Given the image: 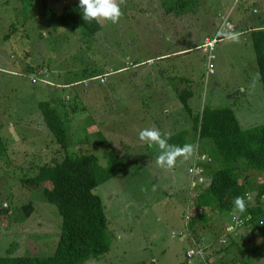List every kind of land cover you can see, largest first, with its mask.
<instances>
[{"label": "rangeland", "instance_id": "374dc122", "mask_svg": "<svg viewBox=\"0 0 264 264\" xmlns=\"http://www.w3.org/2000/svg\"><path fill=\"white\" fill-rule=\"evenodd\" d=\"M43 1L0 0V31L11 34L0 39V201L3 207L11 205L9 212L0 213V256L52 253L43 246L50 247L59 237L58 207L44 198L42 186L20 179L37 173L39 163L50 160L59 147L39 107L47 100L71 119L75 148L101 151V162L107 164L105 152L113 147L126 163L123 172L95 189L109 220L111 249L85 264H180L191 241L189 237L182 241L180 235L187 233V214L196 212L190 203L196 194L189 168L203 153L212 157L214 147L203 148L205 139L191 130L193 115L180 97L175 92L165 95L176 85L192 91L189 105L194 115L205 105L233 107L243 128L264 123V86L250 30L245 29L252 19L264 16V0H195L193 11L184 12L169 0H124L119 22L103 21L93 36L83 29L55 26L64 5L76 0H46L48 14L43 12ZM238 13L248 23L234 29L224 25L223 30L239 34L238 40H218L215 72L207 75V54L201 46L208 36L220 37L225 17L234 22ZM11 21L13 31L8 28ZM167 53L170 56L160 55ZM127 61L144 62L104 82L96 78ZM42 69L47 73L39 77ZM145 127L167 136L184 131L183 140L194 145V152L187 159L178 157L170 169L158 167L155 158L160 149L138 138ZM101 136L107 143H97ZM250 173L254 181L264 179L254 170ZM30 201L34 211L18 218ZM207 220L214 223V233L200 224L198 235L202 241V231L209 232V247H220L214 239L221 240L225 227H230L229 216ZM252 242L247 253L254 248ZM237 254L233 251L217 261H229ZM255 255L253 263L264 264V250Z\"/></svg>", "mask_w": 264, "mask_h": 264}, {"label": "trees", "instance_id": "16d2710c", "mask_svg": "<svg viewBox=\"0 0 264 264\" xmlns=\"http://www.w3.org/2000/svg\"><path fill=\"white\" fill-rule=\"evenodd\" d=\"M169 2L175 3V6L184 12L187 8L188 11H193L194 6L191 5L194 2L196 4L197 1L169 0ZM43 3V12L48 14L50 7L46 0ZM78 5L79 0L66 3L57 16L59 23L55 22V26L60 28L62 26L69 31L83 29L86 35H95L102 29L103 21H84ZM10 30H14L12 21ZM249 32L256 52L260 79L264 86V25ZM10 35L9 33L3 39H7ZM174 91L182 100L187 112L193 115L191 130L214 147V152H211L212 157L209 156L210 161L200 159L197 162L200 168L197 171L198 177H202L203 180L197 181L193 186L196 197L190 200L196 209L192 216L189 214L190 239L193 242L196 240L194 244L205 246L202 257L197 258L198 264H253L257 257L255 254L259 250H264V179L260 182L254 181L255 178L251 179L250 171L254 170L264 176V123L243 128L233 107L205 105L199 114L194 115L189 105L192 91L178 88L176 85ZM39 107L59 147L53 152L50 160L39 163L37 173L24 174L20 179L23 183L32 184L34 187L42 186L44 198L58 207L62 217L61 230L57 241L53 244L55 245L53 249L48 247L49 250L52 249V253L50 251L45 255L34 252L29 255L6 254L0 256V264H85L88 259L99 258L111 249L109 220L102 198L95 189L123 172L126 163L113 147L105 152L107 164L106 160L104 163L101 162L103 156L101 151L97 153L95 150H88L85 153L81 148H75L70 135L71 119L60 113L57 106L53 107L51 101H40ZM183 135L184 131L181 130L178 134L168 135V143L184 146ZM97 143L101 145L107 142L105 137L101 136ZM0 144L2 150V143ZM215 161L217 168L211 170ZM236 196L245 197L247 211L234 220L232 209ZM2 205L1 200L0 213L10 211L11 205L7 207ZM33 211L34 205L30 201L23 205V215L18 218L29 216ZM223 214L229 216L227 221L230 226L237 225L236 230L231 232L226 230L225 233H228L225 241L214 239V242L220 243V247H206L209 245L204 237L206 233L202 231L201 241L197 232L198 226L203 224L204 230L209 228V231L213 232L207 217L218 218ZM257 236H262L263 239L259 240ZM254 237H256L255 243L252 242ZM250 241L254 248L247 253ZM32 248H36V245L34 244ZM187 250L188 248H185L184 251L186 258ZM233 251H237L238 254L231 260L225 261L221 258L220 261L215 260L219 256L225 258V254H231ZM185 262L188 260L181 264Z\"/></svg>", "mask_w": 264, "mask_h": 264}, {"label": "clouds", "instance_id": "9594fccd", "mask_svg": "<svg viewBox=\"0 0 264 264\" xmlns=\"http://www.w3.org/2000/svg\"><path fill=\"white\" fill-rule=\"evenodd\" d=\"M124 3V0H79V9L82 15V19L84 21H106L110 22L112 24H116L119 22L121 16H122V10L121 5ZM227 21V19H225ZM225 22H223V26L226 25ZM227 26V25H226ZM222 38H226L230 41H237L239 34L234 31H225L222 29ZM221 39V36L219 37ZM143 64V63H141ZM140 65V63H132L128 61L127 66H137ZM108 75V73H105ZM214 74V73H213ZM207 75H212L208 74ZM107 80V79H106ZM89 83L88 81H86ZM138 138L141 142L149 145H155L160 149L159 155L155 158V164L160 168H166L170 169L175 165V162L178 157H184L187 159L189 156L192 155L194 152V145L192 144H185L184 146H177L172 145L168 143V137L167 134H162L161 131L155 127H145L138 131ZM201 158L198 157V160ZM202 161L208 160L210 161L209 155L206 156V153L202 154ZM196 161V160H195ZM198 162V161H197ZM194 164L193 167L198 166V164ZM191 168V167H190ZM189 168V169H190ZM189 173L193 176V183L194 181L198 180V172L195 174L191 173L189 170ZM195 185V184H194ZM247 211V204L244 196H236L233 200V209H232V215L234 217H238L246 213ZM189 213L187 214V216ZM188 221L190 220V215L187 217ZM228 230V227L227 229ZM225 230V231H226ZM236 230V229H235ZM234 230V231H235ZM231 232V231H228ZM226 232L222 239L225 238ZM191 234V233H190ZM219 240V241H222ZM226 240V238H225ZM196 242V240H194ZM193 242V244L195 243ZM191 247H201L202 251L204 250L205 246L199 244H194ZM189 247V248H191ZM188 248V249H189ZM203 255V254H202ZM199 258V257H198ZM186 260H188L186 258ZM197 260L195 258L193 261ZM191 263V262H189Z\"/></svg>", "mask_w": 264, "mask_h": 264}, {"label": "crops", "instance_id": "0c3cea01", "mask_svg": "<svg viewBox=\"0 0 264 264\" xmlns=\"http://www.w3.org/2000/svg\"><path fill=\"white\" fill-rule=\"evenodd\" d=\"M235 1H239V0H235ZM236 3V2H235ZM232 9V8H231ZM231 9H229V11H228V16H229V14L231 13V11L233 10H231ZM258 11V10H257ZM257 11H255V12H257ZM228 16H226L225 17V19H227V17ZM226 21V20H225ZM227 21L230 23V28L231 29H234L235 28V25H237V24H244L245 26L247 25V18H245L244 16H243V14L241 13H238L237 14V16L234 18V22H231V20H230V18H228L227 19ZM252 21V24H251V26H249V28L248 27H246L245 29L246 30H252V29H254V28H256V27H259V26H261L262 24H264V16H262V17H260L259 18V20H256V19H252L251 20ZM245 22V23H244ZM256 23H259L260 25H258V24H256ZM10 24H11V22L8 24V28L10 29ZM250 24V23H249ZM248 24V25H249ZM226 26V25H225ZM225 26H223V24L221 23V25L219 26V29H218V31L220 30V32H222V29L225 27ZM234 26V27H233ZM4 37V34L3 33H1V31H0V39H2ZM2 47L4 48V45H2ZM186 49H190V47H187ZM185 49V50H186ZM179 51H176V52H173V53H178ZM161 55V57H167V56H170V54L169 53H167V54H160ZM148 60V59H147ZM141 62H144V61H141ZM141 62H135V63H141ZM127 63H128V61H127ZM127 63H126V65L125 66H120L119 68H116L115 66H110L111 68L107 71V72H104V73H108V75H107V78H108V76H110V75H113V74H117V73H120V72H123V71H125V70H127V69H129V66H127ZM142 65V64H141ZM138 66H140V65H137V66H132V67H136V68H138ZM49 71H50V69H49ZM51 72V71H50ZM68 84V83H67ZM173 86H174V84H173ZM170 87V86H169ZM174 88H172V86L170 87V92H169V94L167 95H165V97H169V95H171V94H174ZM164 96V95H163ZM237 113V112H236ZM237 115H238V118H239V121H240V124H241V126H242V122H241V119H240V116H239V114L237 113ZM248 120V119H247ZM246 122V120H243V123H245ZM243 127V126H242ZM172 134H174V133H172ZM172 134H170V135H172ZM207 140L205 139V141H204V148H206V147H209V146H211V144H209L208 146H207ZM207 149V148H206ZM150 154V153H149ZM151 154H153V153H151ZM205 154V153H204ZM197 157V156H196ZM196 160V159H195ZM194 176V175H193ZM193 176L191 177V178H193ZM192 183V182H191ZM228 223V222H227ZM226 223V224H227ZM214 223H210V225H212V226H214L213 225ZM225 224V225H226ZM227 227L228 226H226L225 227V230L227 229ZM182 232V231H181ZM224 234H225V232H224ZM223 234V235H224ZM59 236V235H58ZM190 236H191V234H190V231H189V229L187 230V233H185V231H183V234H181L180 235V239L182 240V241H184L187 237H189L190 238ZM204 237H205V240H208V243L207 244H210V240H211V235H209V232H208V234L206 235H204ZM191 240V239H190ZM34 244H36V246H37V242L36 243H34ZM192 244H193V241L191 240L190 241V244L186 247V248H189V247H191L192 246ZM46 245V244H45ZM53 246H55V245H53L52 243H51V246H50V248L52 247V249H53ZM45 249H47L48 248V245H46V246H43ZM206 247H209V245H207ZM49 249V248H48ZM47 249V250H48ZM51 249V250H52ZM28 252H30L29 250H28ZM35 253V252H34ZM42 253V252H41ZM47 253V252H46ZM25 253H22V252H19V253H16V254H13V255H24ZM29 255V254H28ZM40 255H43V254H40ZM219 257H221V256H219ZM226 257V256H225ZM216 259H218V258H215V260ZM183 261H181V263L182 262H184L185 260H186V257H185V254H184V258L182 259ZM180 263V264H181ZM199 263V260H195V261H193V262H191V263H189V262H185V264H198ZM253 263V262H252ZM254 264V263H253ZM256 264H258V263H256Z\"/></svg>", "mask_w": 264, "mask_h": 264}, {"label": "built area", "instance_id": "2783aa9c", "mask_svg": "<svg viewBox=\"0 0 264 264\" xmlns=\"http://www.w3.org/2000/svg\"><path fill=\"white\" fill-rule=\"evenodd\" d=\"M227 26L230 25V23L228 21H226L225 23ZM219 40V37H213V38H207L205 40V42L203 43V45L201 46V48L203 49V51L207 54V73L208 74H213L215 72V58H216V55L214 53L215 51V47H216V43L218 42ZM47 73V70L46 69H42L40 70V73L37 74L39 75H44ZM99 78L101 82H104L106 81L107 79V74H103V75H99V76H96V78ZM33 78V77H32ZM38 77H35L33 78V82H36L38 81L37 80ZM86 85H88L87 82H85ZM190 172L195 174L198 170H200L199 166H195V167H191L190 169ZM199 181H202L203 178L202 177H199L198 178ZM196 183V181H194V184ZM5 206H7V203H5ZM238 219V217H234V220ZM237 225H234V226H230L228 227V231H234L236 229ZM222 241H225V238L222 239ZM202 254H203V251L201 249V247H191L187 250V259H188V262H193V260L195 258H198V257H202Z\"/></svg>", "mask_w": 264, "mask_h": 264}, {"label": "water", "instance_id": "95a60500", "mask_svg": "<svg viewBox=\"0 0 264 264\" xmlns=\"http://www.w3.org/2000/svg\"><path fill=\"white\" fill-rule=\"evenodd\" d=\"M223 37V35H221V38Z\"/></svg>", "mask_w": 264, "mask_h": 264}]
</instances>
